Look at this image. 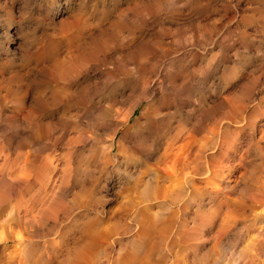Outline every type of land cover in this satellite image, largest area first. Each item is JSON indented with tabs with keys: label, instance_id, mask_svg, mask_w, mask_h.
<instances>
[{
	"label": "rangeland",
	"instance_id": "rangeland-1",
	"mask_svg": "<svg viewBox=\"0 0 264 264\" xmlns=\"http://www.w3.org/2000/svg\"><path fill=\"white\" fill-rule=\"evenodd\" d=\"M225 4L190 0L187 15L168 23L167 10L157 12L167 5L153 0H80L81 10L30 40L19 67L4 62L0 110L18 111L28 133L14 152L0 155L5 206L19 203L7 218L0 213L6 264H16V251L34 257L46 246L51 257L62 237L75 243L65 264H109L111 256L119 264H184L200 229L213 220L231 233L228 246L239 253L238 264H250L244 249L264 253V0L252 5L255 16L232 24L235 12ZM87 68L99 76L84 85L78 78ZM209 68L222 73L214 99L200 90ZM153 91L160 94L156 101ZM177 95L198 100L188 116L193 128L202 127L193 134L188 178L153 202L148 176L135 216L120 206H83L77 177L86 184L113 157L138 154L162 135L163 149L177 140V150L188 134L172 123L178 108L169 101ZM207 134L212 139L202 146ZM211 147L214 163L204 155ZM96 230L103 237L86 247L84 262L77 249ZM210 257L198 253L192 264H213Z\"/></svg>",
	"mask_w": 264,
	"mask_h": 264
},
{
	"label": "clouds",
	"instance_id": "clouds-1",
	"mask_svg": "<svg viewBox=\"0 0 264 264\" xmlns=\"http://www.w3.org/2000/svg\"><path fill=\"white\" fill-rule=\"evenodd\" d=\"M155 3H164L167 8L157 10L168 12V23H172L180 17L187 15V9L190 0H153ZM255 0H226L225 6H231L235 15L228 20V24H232L236 18H247L250 15L255 16L257 10L252 7ZM73 10H81L80 0H0V36H8L7 43L0 42V82L4 79L5 61L12 66L19 67L20 53L25 50L30 40L34 41L36 36L59 23ZM229 13L225 12L227 16ZM158 15L154 16V20L158 21ZM99 73H93L91 68H87L78 78L84 85L95 81ZM203 87L200 88L209 99H214V92L219 91L222 84V73L218 68H209L206 75L202 77ZM72 87V85H69ZM2 87V83H0ZM199 87V85H198ZM160 94L153 91L152 100L159 99ZM173 110L178 108L176 117L172 123L179 121L185 126L190 139L196 141L194 133H202L201 128H193L194 116H188V110L198 104V100L190 98H181L180 96H172L169 101ZM19 112L13 111L11 108L0 110V155L4 151L9 153L14 152L16 145L20 144L21 140L28 133L21 127L22 121L18 118ZM185 117H188L185 119ZM212 139L210 134L202 135L199 143L203 146L208 144ZM149 147L138 148V154L129 152L122 159L113 157L108 165L103 169H99L87 175V183H82L80 178H76V188L78 189L77 197L80 203L87 207L89 203H99L101 205H111L112 208L120 206L131 210L133 216L143 206V184L146 178L153 176L152 193L155 202V193L158 188L156 183L160 177L156 175L159 168L160 153L164 147L163 135L148 141ZM216 151L215 147H211L210 151H205L204 155L209 157L214 163V157L211 153ZM110 165V166H109ZM226 179V177H221ZM243 179V176L240 177ZM239 183V179L237 180ZM221 191H223L221 189ZM173 190H169V196ZM6 201L2 192H0V213L7 218L14 212H18L19 203ZM99 215H104V209L98 212ZM178 217H174L176 219ZM135 225L137 221H130ZM131 231H135L133 227ZM219 233V239H215ZM231 238V233L228 229L222 228L215 220L202 226L199 236L193 241L188 252L193 255L185 259L184 264H192L196 258V254L206 251L211 252L210 259L213 264H238L236 260V249L228 246V241ZM3 244V240H0ZM75 243L72 237L61 238L60 242L52 246L53 255L47 256L48 246L41 248L39 254L34 257H26L23 253L16 251L13 257L16 264H65V259L73 252ZM247 253L246 259L250 264H264V253L258 254L255 250L244 249ZM9 253L4 248L0 247V264H6ZM111 255V254H110ZM187 256V252L185 253ZM245 257H241L244 259ZM119 264L118 256H111L109 264Z\"/></svg>",
	"mask_w": 264,
	"mask_h": 264
},
{
	"label": "bare ground",
	"instance_id": "bare-ground-1",
	"mask_svg": "<svg viewBox=\"0 0 264 264\" xmlns=\"http://www.w3.org/2000/svg\"><path fill=\"white\" fill-rule=\"evenodd\" d=\"M102 113V112H101ZM174 139V137H173ZM179 139V137H178ZM177 141V140H176ZM174 143H170L168 144V147H166L165 149H162L164 150L162 154H160V161H163L164 164L163 165H160V169H159V174H160V179L157 181V184H158V188L156 190V193H155V196L156 197H160L162 194L163 196L166 195L167 192H169V187H175L177 184V180L180 179V177L183 176V178H188L189 174H191V163H192V139H190L189 137V134H187L185 137H183L180 142H179V145L178 146H175V148H177L176 151L173 150V146L175 144ZM113 145V144H112ZM172 156L170 157V160L168 159L169 157H167L168 155H171ZM167 157V158H166ZM169 161H168V160ZM181 175V176H180ZM182 181V180H181ZM180 181V182H181ZM185 181V180H184ZM170 183L169 185H166L167 183ZM148 187L150 186V184L147 185ZM181 186V185H179ZM152 187L153 185L151 184V187H149V190H147L146 192L147 193H150L147 194L149 196H153V193H152ZM178 187V186H177ZM172 188V189H173ZM179 190V189H178ZM183 191V190H182ZM152 194V195H151ZM174 194V193H173ZM180 194V193H179ZM173 196V195H172ZM162 197V196H161ZM160 197V198H161ZM153 199V198H152ZM151 200V199H150ZM163 200V199H162ZM169 201V200H168ZM171 201V200H170ZM177 201V200H176ZM166 204V202H165ZM172 209V208H171ZM144 212V211H143ZM176 214V213H175ZM138 215V214H137ZM172 215V214H171ZM127 217V215H126ZM175 217V216H174ZM170 218V217H169ZM178 219V218H177ZM125 220V219H123ZM167 220V219H166ZM121 222V221H120ZM173 222V221H172ZM176 222V220H175ZM140 224V222H138ZM117 224V223H116ZM144 224V223H142ZM169 224V222H168ZM171 224V223H170ZM175 224V223H174ZM173 224V225H174ZM185 224V223H184ZM145 225V224H144ZM172 225V226H173ZM188 228V227H187ZM95 229V228H94ZM164 230V229H163ZM171 230V229H170ZM188 231V230H187ZM100 231L97 232H92V234L89 236L88 239L85 240L84 238V243L83 245L77 249V252H79V256H80V259H83L84 262H85V258L88 257V254L90 253H86V247H89V246H92L95 242H97L98 240L102 239L101 237H103L101 235V233H99ZM156 232V231H155ZM162 233V232H161ZM103 234V233H102ZM105 234V233H104ZM167 234V233H165ZM189 234V233H188ZM113 236V235H112ZM190 237V236H189ZM82 241V240H81ZM99 242V241H98ZM82 244V243H80ZM97 244V243H95ZM106 244V243H105ZM97 248V247H96ZM103 248V247H102ZM170 248V246H169ZM98 249V248H97ZM74 250V249H73ZM89 250V249H88ZM93 250V249H92ZM92 253V252H91ZM97 253V252H96ZM101 253V252H100ZM84 254H87V257L86 255ZM77 256H78V253H77ZM78 256V257H79ZM97 256V255H96ZM100 256V255H99ZM103 256V254H102ZM98 257V256H97ZM106 257V256H105ZM68 258V257H67ZM90 258V257H89ZM88 258V259H89ZM74 259H77V257L73 258ZM109 259V258H108ZM10 261V260H9ZM74 262V261H73ZM78 262V261H77ZM76 262H74L75 264ZM8 264V263H7ZM84 264V263H83Z\"/></svg>",
	"mask_w": 264,
	"mask_h": 264
}]
</instances>
